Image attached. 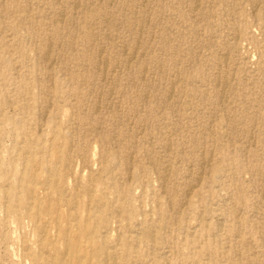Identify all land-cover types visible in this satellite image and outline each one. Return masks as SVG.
Instances as JSON below:
<instances>
[{
  "label": "rangeland",
  "instance_id": "1",
  "mask_svg": "<svg viewBox=\"0 0 264 264\" xmlns=\"http://www.w3.org/2000/svg\"><path fill=\"white\" fill-rule=\"evenodd\" d=\"M72 215L96 264H264V0H0V264Z\"/></svg>",
  "mask_w": 264,
  "mask_h": 264
},
{
  "label": "bare ground",
  "instance_id": "2",
  "mask_svg": "<svg viewBox=\"0 0 264 264\" xmlns=\"http://www.w3.org/2000/svg\"><path fill=\"white\" fill-rule=\"evenodd\" d=\"M198 1V0H197ZM196 0H193V3L195 4ZM206 3V2H205ZM203 4V3H202ZM260 4V3H259ZM77 5V4H76ZM204 6V5H203ZM257 9V8H256ZM252 10V9H251ZM60 15V14H59ZM58 16V15H57ZM56 16V17H57ZM203 16V15H202ZM59 17V16H58ZM143 18V17H142ZM194 20V19H193ZM60 20L58 18H54L53 21H52V29H59L60 27ZM152 27V26H151ZM104 28V27H103ZM41 29V28H40ZM39 30V29H38ZM53 30L54 32H57ZM97 35V34H96ZM237 39H238V36H237ZM236 42V41H235ZM142 43V42H141ZM52 44V43H51ZM99 44V43H98ZM50 45V44H49ZM52 46V45H51ZM138 46V45H137ZM126 47V46H125ZM133 47V46H132ZM138 48V47H137ZM126 49V48H125ZM122 50V49H121ZM57 52V51H56ZM98 52V51H97ZM101 53V51H100ZM117 54V53H116ZM125 54V53H124ZM130 54V53H129ZM135 54V53H134ZM220 54V53H219ZM226 54V53H225ZM108 55V54H107ZM227 55V54H226ZM52 56L51 54V47L50 46H45L42 51L40 52V54H38V58H39V61L47 64L48 61H49V58ZM117 56V55H116ZM224 56V55H223ZM99 57V55H98ZM222 57V56H221ZM226 57V56H225ZM52 59V58H51ZM120 59V58H119ZM221 59V58H219ZM224 59V58H223ZM226 59V58H225ZM106 60V59H105ZM52 61V60H51ZM132 61V60H131ZM223 61V60H222ZM226 62V60H225ZM225 62H224V65H225ZM140 63V62H139ZM52 64V63H51ZM103 64V62L101 63V61L96 58L95 60V67H100L101 65ZM105 65V64H104ZM103 65V66H104ZM144 65V64H143ZM106 66V65H105ZM218 66H216L217 68ZM221 67V66H220ZM226 67V66H225ZM215 68V69H216ZM99 70V69H98ZM102 70V69H101ZM106 70V69H105ZM145 70V69H144ZM103 71V70H102ZM101 71V72H102ZM113 72V71H112ZM219 72V71H218ZM226 72V71H225ZM227 73V72H226ZM102 74V73H101ZM225 74V73H224ZM232 74V73H231ZM104 75V74H102ZM108 75V74H107ZM106 75V76H107ZM219 75V74H217ZM229 75V74H228ZM216 76V75H215ZM226 76V74L224 75ZM144 77V76H143ZM94 78V77H93ZM103 78V77H102ZM142 78V77H141ZM171 78V77H170ZM222 78V77H221ZM224 78V77H223ZM243 78V77H242ZM120 79V78H119ZM215 79H218L215 78ZM104 80V79H103ZM172 80V79H171ZM224 80V79H223ZM219 79L216 81V84L218 83ZM225 81V80H224ZM223 81V84L226 82ZM115 84V83H114ZM119 84V83H118ZM227 84V83H225ZM106 85V84H105ZM113 86V85H112ZM226 86V85H225ZM173 87V86H172ZM224 87V86H223ZM138 88V87H137ZM225 89V87L223 88V90ZM235 90V89H234ZM112 91V90H111ZM173 91V90H172ZM222 91V90H220ZM112 93V92H111ZM169 93V92H168ZM171 95V94H170ZM232 95V94H231ZM109 96V95H108ZM172 96V95H171ZM221 98H223L221 96ZM165 99V98H164ZM99 100V99H98ZM98 102V101H97ZM135 118V117H134ZM127 121V120H126ZM233 133V132H232ZM252 138V137H251ZM169 149V148H168ZM208 161V160H207ZM204 164V163H203ZM159 172V171H158ZM161 177V176H160ZM199 177V176H198ZM164 179V178H163ZM201 179V178H200ZM162 180V179H161ZM163 181V180H162ZM165 181V180H164ZM77 189V188H76ZM191 192V191H190ZM76 219V216L75 215H72V216H66V221L68 222V227H67V232L65 234H62L61 236H59L58 240L61 242L62 244V248H52V252L54 253L55 256L52 257V261H51V264H70L72 263V261H77V260H81V259H85L86 261V264H96L95 263V258L96 256L95 255H91L88 251V249L90 248L89 246V242L90 240L85 244L87 246V249L85 252H83V250L79 249V245H80V241L78 240V236L77 235H74V225H73V221ZM55 228L57 227V222L54 221L53 222ZM107 259V258H106ZM107 262V261H106ZM108 263V262H107Z\"/></svg>",
  "mask_w": 264,
  "mask_h": 264
}]
</instances>
